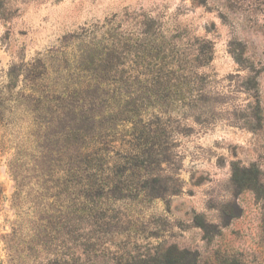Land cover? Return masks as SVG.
Returning <instances> with one entry per match:
<instances>
[{"label":"rangeland","instance_id":"1","mask_svg":"<svg viewBox=\"0 0 264 264\" xmlns=\"http://www.w3.org/2000/svg\"><path fill=\"white\" fill-rule=\"evenodd\" d=\"M0 7V264H264V0Z\"/></svg>","mask_w":264,"mask_h":264},{"label":"trees","instance_id":"2","mask_svg":"<svg viewBox=\"0 0 264 264\" xmlns=\"http://www.w3.org/2000/svg\"><path fill=\"white\" fill-rule=\"evenodd\" d=\"M1 8V7H0ZM143 34L145 35V36H149L150 37V39H155L157 36H158V30L156 31V29H155V27H153V25L152 24H149V28L148 29H146L144 32H143ZM155 51H157V53L153 56L154 58H160V55H161V53H160V51H158L157 49H154ZM162 52V51H161ZM199 56H201L200 55V53H199ZM202 57H199V60H202L201 59ZM210 58L208 57V60H209ZM89 61V63H87V64H89V65H101L104 61H103V59L102 58H100V57H98V59L97 58H90V59H88ZM112 60V59H111ZM111 60H108L107 59V62H108V65L112 62ZM163 69H158V71H156L155 72V74H154V76H155V78L153 79V86H155V87H162L163 86V84L161 83V81H163L165 78H166V80H167V77H168V75L164 78V76H163ZM172 74V76H177L176 75V73H171ZM187 73H183L182 75H183V77H185V76H187L186 75ZM170 77V76H169ZM175 81L177 80V78H173ZM171 80V78H169V80H167V82L168 81H170ZM100 81L98 80V85H100V83H99ZM189 84V85H188ZM183 86L185 87V88H183L182 90H181V92L183 91V93L184 92H187V90L188 89H186V87H188V86H190V83H189V81H187V79L185 78V80H184V82H183ZM93 87H95V86H93ZM92 86H90L89 87V89H91V88H93ZM99 87V86H98ZM97 86H96V88H98ZM99 89V88H98ZM129 121V120H128ZM238 172H239V170L237 169V170H235V173H234V178H235V181L237 182V184L239 185V186H241V187H247V185H245V183H244V181H242V179L240 178V174H238Z\"/></svg>","mask_w":264,"mask_h":264}]
</instances>
